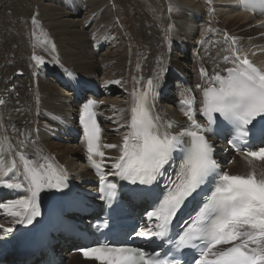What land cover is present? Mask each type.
<instances>
[{"label": "snow or ice", "instance_id": "obj_1", "mask_svg": "<svg viewBox=\"0 0 264 264\" xmlns=\"http://www.w3.org/2000/svg\"><path fill=\"white\" fill-rule=\"evenodd\" d=\"M238 6L264 12V0H238ZM173 10L170 6L169 11ZM32 22H37L36 15ZM224 38L231 45L237 43L227 32ZM165 39L170 42V36ZM231 45L229 54L222 57L231 66L218 68L211 76L205 68L199 70L201 77L206 78L204 84L196 85L202 94L200 107L194 108V96L184 95L181 104L186 125L164 121L154 114V89L158 83L153 78L148 79L146 87L132 93L128 131L120 145H101L102 130L94 111L99 102L89 99L83 105L80 122L87 159L99 177V199L110 205L117 197V183L110 182L109 176L132 185L150 186L140 189L150 197L147 207L151 210L145 212L148 227L142 223L139 231H133L138 238H154L160 249L146 251L127 241L105 240L80 247L78 251L85 259L96 264H264V175L257 176L254 170L231 175L220 168L213 156L214 146L205 135L217 134L216 129L235 132L229 144L244 147L249 163L264 161V147L252 150L249 136L257 118L264 119V68L249 59L248 53ZM52 49L55 50L54 44ZM32 59L40 65L45 63L42 56L33 55ZM5 103L0 98V105ZM197 113L206 123L197 120ZM0 144L7 145L2 148L3 153L14 152L9 137L4 136ZM18 145L21 150L15 151V156L19 157L22 171L15 158L9 162L0 154V186L18 190L26 184L28 194L0 203V210L12 217L13 224H32L41 215L40 193L68 188V175L66 169L54 165L47 156L37 153L42 163L29 159L32 153L23 151L25 141ZM102 147L118 148L120 153L111 164L112 171L107 173ZM192 201H196L195 206L178 225L179 230L174 229L178 214ZM0 229L5 236L13 231L3 225ZM178 255L185 258L178 259Z\"/></svg>", "mask_w": 264, "mask_h": 264}, {"label": "bare ground", "instance_id": "obj_2", "mask_svg": "<svg viewBox=\"0 0 264 264\" xmlns=\"http://www.w3.org/2000/svg\"><path fill=\"white\" fill-rule=\"evenodd\" d=\"M73 1L76 10L68 8L67 0H43V5L34 10L24 7L25 0L0 1V98L6 101L0 105V136L9 137L15 146L13 153L6 154H15L21 140L25 141L23 149H30L26 137L39 128L43 144L36 147L41 155L67 173H75L77 179L91 177L86 167L78 172L82 166L79 147L58 143L47 131L56 120L71 117L68 98L71 92L63 91L51 79H43V70L70 68L115 92L104 101L107 118L111 119L106 142L120 145L126 132L128 91L143 88L148 77L161 85L170 76L172 67L183 69L186 62H193L194 69L189 72L193 79L198 78L201 67H210L206 59L198 62V55L203 56L202 53L194 61L193 56H184L180 43L192 48L198 38L211 32L213 24L231 30L248 46L263 42L258 38L262 30L256 21L228 9L229 0H211V3L208 0ZM170 6L174 9L171 12ZM33 15L37 19L35 24ZM166 36H170V42ZM103 40L108 42L106 48L96 53L95 45ZM33 55L50 59L40 65L32 59ZM39 109L42 118L38 115ZM106 154L111 167L120 153L118 148H108ZM253 170L257 176L264 175V163L254 165L237 157L232 167L236 175ZM68 264L94 263L73 255Z\"/></svg>", "mask_w": 264, "mask_h": 264}, {"label": "rangeland", "instance_id": "obj_3", "mask_svg": "<svg viewBox=\"0 0 264 264\" xmlns=\"http://www.w3.org/2000/svg\"><path fill=\"white\" fill-rule=\"evenodd\" d=\"M1 1V0H0ZM27 1V2H26ZM43 0H25V3H24V7H26V9H27V7L28 8H30V9H33L34 10V8H36V7H38V6H41V5H43V3L44 2H42ZM39 2V3H38ZM46 3H48L47 1H46ZM49 4V3H48ZM29 26H28V28H27V30H28V34H29ZM49 32H50V30H49ZM32 38H33V44L35 43V36H34V33H32ZM53 40L56 42V38L54 39L53 38ZM32 44V43H31ZM46 58V57H45ZM50 58L49 57H47L46 59H45V63L49 60ZM18 73L17 74H19L21 77H25V75H23L22 73H21V71H17ZM126 77H127V74H126ZM3 105V104H2ZM40 113V112H39Z\"/></svg>", "mask_w": 264, "mask_h": 264}]
</instances>
